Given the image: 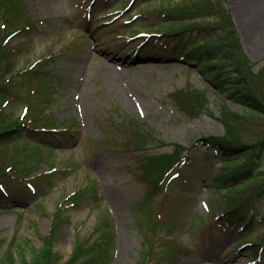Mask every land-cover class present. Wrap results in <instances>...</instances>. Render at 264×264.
Masks as SVG:
<instances>
[{"label":"rangeland","instance_id":"1","mask_svg":"<svg viewBox=\"0 0 264 264\" xmlns=\"http://www.w3.org/2000/svg\"><path fill=\"white\" fill-rule=\"evenodd\" d=\"M13 1L0 0V17ZM144 1L98 0L88 17L91 0H20L31 24L6 44L17 50V56L7 58L9 72L17 73L7 84L11 107L20 114L27 104L41 102L64 128L57 132L61 138L27 130L18 136L47 166L27 179L34 190L13 177L4 180L11 197L0 200V264L11 259L10 253L9 264H35L36 255L48 248V237L57 264L67 263L81 246L87 257L93 250L103 252L98 264H140L143 259L147 264H264V196L247 206L241 222L229 220L231 227L220 226L215 217L221 212L220 188L226 186L214 182L215 176L225 168L235 170L225 166L228 159L246 163L249 152L232 155V148L204 140L225 134L219 120L223 101L240 115L247 108L237 100L236 89L227 92L185 58L184 44L201 39L199 34L190 32L182 42L175 37H154L138 47L142 40L130 42L128 37L140 32H165L153 25L169 26L159 12L162 5ZM221 1L244 52L260 71L264 0ZM40 58L49 73L48 90L39 78L21 75ZM190 87L206 94L208 110L188 114L179 108L174 94ZM37 89L43 92L34 93ZM257 120L246 131L248 141L263 136L264 120ZM138 131L152 133L155 140L142 152L126 150L124 143ZM177 145L187 149L188 160L150 195L153 182L140 174L144 155L172 152ZM260 148L257 163L264 171ZM176 171L180 175L174 178ZM85 189V198L72 204V195ZM246 223L248 228L239 229ZM248 241L260 243L261 251Z\"/></svg>","mask_w":264,"mask_h":264},{"label":"trees","instance_id":"2","mask_svg":"<svg viewBox=\"0 0 264 264\" xmlns=\"http://www.w3.org/2000/svg\"><path fill=\"white\" fill-rule=\"evenodd\" d=\"M215 0H147L146 4L162 5L161 14L166 18L164 22L168 27H161L153 25V28L161 29L165 32L157 33L163 38L175 37L178 38L177 42H182L187 39L186 35L194 32L201 36L194 43L184 44L183 52L185 58L190 62H195L199 65V69H204L214 79V83L221 84L226 91L235 90L239 96L237 100L241 101L247 108L245 114L240 115L232 111L224 101L219 108V120L225 128V134L219 140L207 138V142L215 143L217 147L232 148V155L239 152H249L246 163L234 164L238 160L228 159L225 166L235 169L229 171L225 170L215 176V181L219 186L226 185L220 188L223 192L219 191L221 201V212L216 213L217 219L225 218L236 220L235 223L243 220V215L247 206L258 198L264 196V171L260 170V165L257 163L259 153L262 152L264 146V133L260 139H255L252 142L248 141L245 137L246 131L254 124L255 120L260 118L264 120V68L256 72L249 57L244 52L240 39L237 33L236 25L233 21L232 15L227 10L223 2ZM139 2V1H138ZM143 2V3H144ZM3 7H0L2 9ZM24 8L20 0H14L11 7L2 12L0 17V200L11 197L10 191L6 188L4 180L13 177L16 182H25L28 185L29 178L33 177L36 172L45 168L44 159L35 160V148L22 146L18 141V136H22L25 131L30 132H53L56 138H61L60 129L64 128L59 124L57 119H54L50 113L47 112V106L41 108L42 103H29L23 108L22 113H15L13 105L10 103L9 97L12 95L10 87L7 85L16 76L17 73L9 72V63L7 58L9 56H17V50L10 51L6 46L10 40L21 33L27 24H31V20L26 17ZM149 15V14H147ZM150 16V15H149ZM134 37V36H133ZM169 47V44L168 46ZM176 50V49H174ZM36 64L29 66L23 70L22 76H29L31 78H39L43 90H48L49 73L47 68L42 65L43 58H40ZM43 60V61H42ZM6 64V65H5ZM196 64L193 67H196ZM9 75V77H6ZM230 85V87H228ZM50 87V86H49ZM37 89L33 92H43ZM233 93L230 96H234ZM225 99V98H224ZM174 101L184 112L188 114H196V110L202 111L209 102L206 94L199 92L193 87L180 89L174 94ZM43 102V101H42ZM49 105L51 100L48 101ZM205 110H208L207 108ZM48 115V116H47ZM129 133L133 134L131 129ZM136 136L127 140L124 143L126 150L134 149L136 151H144L147 144L155 137L152 133L144 131L134 132ZM41 135L47 133H40ZM136 137V138H135ZM42 145H44L42 143ZM47 146H49L47 144ZM260 148V149H259ZM187 149L181 145L175 146L172 152L164 154L144 155L146 162L142 167L141 176L149 178L150 195L155 188L159 185L165 186L167 184V177L175 170L180 168L188 158L186 157ZM25 153V156H23ZM257 154V155H256ZM41 159V158H40ZM35 160V161H34ZM50 170H58L57 167H51ZM178 172V171H176ZM244 172L246 174H244ZM239 177V179H238ZM245 179L242 184L239 182ZM235 182V183H234ZM217 188V189H219ZM219 189V190H220ZM88 189L80 190L72 195L74 199L72 204L76 205L78 202L75 200H83ZM155 192V191H154ZM84 195V196H83ZM56 226H59L58 219H54ZM248 228V224L244 228ZM148 244L155 243L147 234ZM166 238H169L167 236ZM168 240V239H167ZM53 238H45V244L48 247L39 256L36 255L35 264H57L55 255L50 246L52 245ZM251 246H256V252L261 251V244L258 242H246ZM99 244L94 247H98ZM101 250H93L90 257H87L83 246L77 249L75 255L71 260L65 264H98L99 257L102 255ZM9 254V253H8ZM7 259L4 264H9ZM140 264H147L143 259Z\"/></svg>","mask_w":264,"mask_h":264}]
</instances>
